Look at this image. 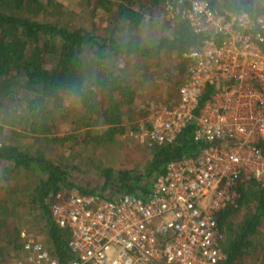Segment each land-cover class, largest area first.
<instances>
[{"label": "trees", "instance_id": "1", "mask_svg": "<svg viewBox=\"0 0 264 264\" xmlns=\"http://www.w3.org/2000/svg\"><path fill=\"white\" fill-rule=\"evenodd\" d=\"M83 1L86 14L62 13L56 0H0V264H16L36 234L53 258L71 264L70 230L50 211L57 192L146 198L169 162L204 147L192 124L172 143L140 144L134 153L121 138L138 143L159 87L177 100L188 76L183 53L205 33L165 16V0ZM206 1L222 14L264 13V0ZM98 14L102 21L89 25ZM215 91L206 87L201 104ZM76 171L98 181L78 185ZM236 190L237 207L219 214L217 264H264V189L252 178Z\"/></svg>", "mask_w": 264, "mask_h": 264}, {"label": "built area", "instance_id": "2", "mask_svg": "<svg viewBox=\"0 0 264 264\" xmlns=\"http://www.w3.org/2000/svg\"><path fill=\"white\" fill-rule=\"evenodd\" d=\"M163 14L206 38L183 53L188 76L177 100L140 120L134 137L169 144L192 124L204 147L169 162L146 198L57 192L50 211L70 230L71 264H217L224 257L219 214L237 207L238 182L253 178L264 189V13L165 0ZM208 86L216 91L201 104ZM23 250L16 264H60L38 239L27 238Z\"/></svg>", "mask_w": 264, "mask_h": 264}, {"label": "rangeland", "instance_id": "3", "mask_svg": "<svg viewBox=\"0 0 264 264\" xmlns=\"http://www.w3.org/2000/svg\"><path fill=\"white\" fill-rule=\"evenodd\" d=\"M56 2H57L58 9L62 13L71 12V11H78L81 9V11H83L86 14V12L84 11V7H83V2H84L83 0H56ZM103 18H104V16H102V14H98L96 17H94L89 22V25H91L92 23L98 24V23H100L99 21H102ZM172 95L168 99H166L163 87L158 88L156 96L149 94V96L151 97L150 111H153V110L160 108V107H163V106H167V105H169V103L171 104L173 99H170V98L172 97ZM121 140L123 141V144H125V150L126 151L134 153V152H136L137 149L139 150L141 147L139 141H138V143H136L134 140H132L128 136L122 137ZM73 174L75 176V180H76V183L78 185H84L89 180L94 181V182L98 181V178H96V176L91 171H79V172L76 171ZM109 193L110 192H108L107 194H109ZM30 237L42 241L41 237L38 234L30 236ZM10 264H13L12 260H11Z\"/></svg>", "mask_w": 264, "mask_h": 264}]
</instances>
